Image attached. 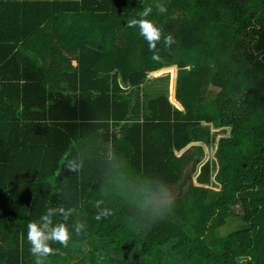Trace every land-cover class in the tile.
<instances>
[{"label":"trees","instance_id":"obj_1","mask_svg":"<svg viewBox=\"0 0 264 264\" xmlns=\"http://www.w3.org/2000/svg\"><path fill=\"white\" fill-rule=\"evenodd\" d=\"M4 38L0 264L30 222L43 264H264V0H0Z\"/></svg>","mask_w":264,"mask_h":264},{"label":"clouds","instance_id":"obj_2","mask_svg":"<svg viewBox=\"0 0 264 264\" xmlns=\"http://www.w3.org/2000/svg\"><path fill=\"white\" fill-rule=\"evenodd\" d=\"M163 11V8L160 9ZM151 9H145L143 16H148ZM129 26H136L139 29V34L148 42L149 48L155 47V42L160 39V31L157 29L151 22L140 19L132 20ZM164 44L168 45L172 42L171 37H164ZM69 171L75 170L76 166L68 162L66 165ZM53 209H49L47 213L41 217V219H46L48 224H51V219H49L53 214ZM60 211H64L60 209ZM71 213L69 209L65 213L64 219L67 220L68 215ZM99 218V217H97ZM82 225L77 224L76 230L79 231ZM68 232L64 223H58L45 232L40 227H38L36 222H30L27 226V236L26 239L30 243V252L35 257V264H43L44 258L48 256L51 251V248L48 245V241L59 242L61 245H66L68 240Z\"/></svg>","mask_w":264,"mask_h":264},{"label":"rangeland","instance_id":"obj_3","mask_svg":"<svg viewBox=\"0 0 264 264\" xmlns=\"http://www.w3.org/2000/svg\"><path fill=\"white\" fill-rule=\"evenodd\" d=\"M208 158H210V154H208V156L205 157V160L208 159ZM184 174L188 175L189 176L188 179H190V178L195 177V175L197 173L196 172L193 173V168L191 166H189L186 169ZM243 226H244L243 223L235 221V220L234 221L232 220L225 227H223L222 229L218 230L217 233H216V236H217L218 239L224 238V237L230 235L233 231L241 229Z\"/></svg>","mask_w":264,"mask_h":264},{"label":"water","instance_id":"obj_4","mask_svg":"<svg viewBox=\"0 0 264 264\" xmlns=\"http://www.w3.org/2000/svg\"><path fill=\"white\" fill-rule=\"evenodd\" d=\"M166 72H169L171 74V80H170V100L171 102L178 106V104L176 103V99L174 97V85H175V80H176V70L175 69H170V70H167V71H163L162 73H159L157 75H161L163 73H166Z\"/></svg>","mask_w":264,"mask_h":264},{"label":"crops","instance_id":"obj_5","mask_svg":"<svg viewBox=\"0 0 264 264\" xmlns=\"http://www.w3.org/2000/svg\"><path fill=\"white\" fill-rule=\"evenodd\" d=\"M1 41H2V42H0V45H6V46H7V43H6V42H7V40H6V38H4V39H1ZM18 48H19V47H17V48L14 50V53H17V51H18ZM9 51H10V50H9Z\"/></svg>","mask_w":264,"mask_h":264}]
</instances>
